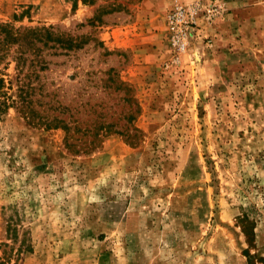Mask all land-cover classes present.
Wrapping results in <instances>:
<instances>
[{"label":"rangeland","instance_id":"374dc122","mask_svg":"<svg viewBox=\"0 0 264 264\" xmlns=\"http://www.w3.org/2000/svg\"><path fill=\"white\" fill-rule=\"evenodd\" d=\"M0 20L80 44L46 58L43 108L112 126L77 152L0 123L1 262L264 264V0H0Z\"/></svg>","mask_w":264,"mask_h":264},{"label":"trees","instance_id":"16d2710c","mask_svg":"<svg viewBox=\"0 0 264 264\" xmlns=\"http://www.w3.org/2000/svg\"><path fill=\"white\" fill-rule=\"evenodd\" d=\"M79 48L80 44L69 36L56 33V28L52 25L16 26L14 21L0 20V123L13 110L31 126L62 129L65 144L71 150H92L111 125L72 124L73 114L68 118L59 116L69 111L68 107L59 104L56 107L58 114L53 118L45 113L48 109L46 111L43 108L48 105L43 99L49 96L48 93L44 94L46 90L41 83V73L49 69L50 63L46 58L56 55L58 49L68 53ZM11 67L13 73L8 72ZM133 130L138 131L135 127ZM81 132L92 140L83 144L76 142L75 134ZM245 222L248 223V220ZM0 264L4 263L0 261Z\"/></svg>","mask_w":264,"mask_h":264},{"label":"built area","instance_id":"2783aa9c","mask_svg":"<svg viewBox=\"0 0 264 264\" xmlns=\"http://www.w3.org/2000/svg\"><path fill=\"white\" fill-rule=\"evenodd\" d=\"M195 11L177 6L169 14L168 20L172 30L171 43L179 52L187 50V38L194 23Z\"/></svg>","mask_w":264,"mask_h":264},{"label":"crops","instance_id":"0c3cea01","mask_svg":"<svg viewBox=\"0 0 264 264\" xmlns=\"http://www.w3.org/2000/svg\"><path fill=\"white\" fill-rule=\"evenodd\" d=\"M124 33V32H123ZM128 46H130L131 47V45H124V46H122V47H128ZM142 48V47H141ZM143 49V51L145 50V46H144V48H142ZM142 56H144L145 57V54L144 55H142Z\"/></svg>","mask_w":264,"mask_h":264}]
</instances>
